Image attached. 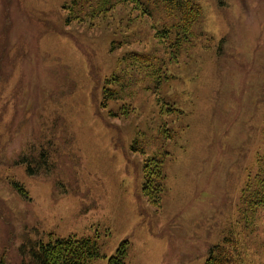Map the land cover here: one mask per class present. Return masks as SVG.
I'll list each match as a JSON object with an SVG mask.
<instances>
[{"label": "rangeland", "instance_id": "rangeland-1", "mask_svg": "<svg viewBox=\"0 0 264 264\" xmlns=\"http://www.w3.org/2000/svg\"><path fill=\"white\" fill-rule=\"evenodd\" d=\"M74 1L0 0V264L68 235L94 237L91 264H203L224 237L264 264V210L239 212L264 146V0H197L187 48L129 2Z\"/></svg>", "mask_w": 264, "mask_h": 264}, {"label": "trees", "instance_id": "trees-1", "mask_svg": "<svg viewBox=\"0 0 264 264\" xmlns=\"http://www.w3.org/2000/svg\"><path fill=\"white\" fill-rule=\"evenodd\" d=\"M85 1V0H84ZM91 7V14L99 13L113 9L117 4L114 0H88ZM129 2L133 8L138 9L143 14L162 24L159 33L164 30L163 38L168 44L176 47L187 48L197 37L195 25L201 14V7L197 0H119ZM117 1V2H119ZM86 2V1H85ZM78 4V0L73 2V6ZM71 6L69 10H72ZM113 44V42H112ZM113 47V46H111ZM175 48H172V52ZM110 83V82H109ZM113 90L107 86L103 90L104 97L111 99ZM264 126V125H263ZM163 136V128L159 130ZM136 150L135 146L131 147ZM23 156V155H22ZM47 154L43 150L37 155L32 156V161H40L47 164ZM18 162L25 163V172L27 175H34L37 172L32 168L24 158ZM36 157V158H35ZM150 169L148 165L144 166L143 193L153 200V203L159 199L162 192L163 179V158L155 160ZM155 180V181H154ZM22 191L21 187H18ZM264 210V146L263 150L257 152L254 164L246 175L244 185L241 188L239 197V212L243 216L247 214H256ZM31 246V242L28 243ZM27 247L22 243L21 247ZM37 246H31L33 253L24 259L23 264H91V261L99 255V248L94 237L68 235L66 237H57L49 240L45 245L39 243ZM237 247V251L235 250ZM123 253L117 251L116 255L108 259V264H123ZM238 240L235 238L224 237L222 243L214 244L210 247L208 256L203 264H238ZM3 264H5L3 262Z\"/></svg>", "mask_w": 264, "mask_h": 264}, {"label": "flooded vegetation", "instance_id": "flooded-vegetation-1", "mask_svg": "<svg viewBox=\"0 0 264 264\" xmlns=\"http://www.w3.org/2000/svg\"><path fill=\"white\" fill-rule=\"evenodd\" d=\"M27 175V174H26ZM27 176H31V175H27Z\"/></svg>", "mask_w": 264, "mask_h": 264}]
</instances>
